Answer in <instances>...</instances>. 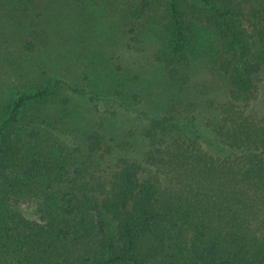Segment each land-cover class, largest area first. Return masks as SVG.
<instances>
[{
  "label": "trees",
  "instance_id": "16d2710c",
  "mask_svg": "<svg viewBox=\"0 0 264 264\" xmlns=\"http://www.w3.org/2000/svg\"><path fill=\"white\" fill-rule=\"evenodd\" d=\"M126 49L179 90L120 128L73 94L140 104ZM202 62L223 90L189 93ZM263 73L264 0H0V264H264Z\"/></svg>",
  "mask_w": 264,
  "mask_h": 264
},
{
  "label": "rangeland",
  "instance_id": "374dc122",
  "mask_svg": "<svg viewBox=\"0 0 264 264\" xmlns=\"http://www.w3.org/2000/svg\"><path fill=\"white\" fill-rule=\"evenodd\" d=\"M62 18V17H61ZM71 21L69 22L70 25ZM67 23H65L66 26ZM68 25V26H69ZM80 31L85 35V28L81 27L79 28ZM12 31V28H9L5 33H10ZM70 26L69 29L66 28L62 34H64V37L68 39L70 34ZM156 39H151L150 43L155 44ZM66 40H62V44L60 41V45L56 46L59 48V54L60 51L65 54H74L72 50H68L67 43H65ZM88 41V39H85V42ZM88 44V43H87ZM89 45H94V41H90ZM56 49V48H55ZM81 50V49H80ZM57 52L52 53V58L55 60V63L58 65V55ZM124 56L126 57V62L129 64L130 69L133 70V72L137 75H140L146 86L147 90H145L146 97L145 99L135 107L133 108H125L121 104H119L117 101L114 100H103V99H94V95H91V90L88 87L86 90H81L78 92H75L73 96H77L78 99H80L83 104L86 105L84 109V113H88V116L90 117V114L94 118V115L97 114L98 117L103 116L101 113H99L94 106L95 102L98 104L100 110L104 111L107 110L104 115L110 114L111 110H117V122L120 128L123 127H138L140 123H144L147 121V116L144 115L143 111L150 110L154 108V102L153 99L159 97L158 93H160L163 96L169 95L174 90H179V86L177 85H171L169 81L162 75L161 70L157 63L153 60L151 53H143V52H137V51H131L130 49H126L124 52ZM60 57V56H59ZM62 58H59L61 60ZM69 63V62H68ZM59 64H67V59H64L63 63L59 62ZM56 66V65H55ZM81 69H83V65H79ZM197 70L196 77L191 81V83L188 86L189 93L198 95L199 90H207L211 89L212 87H215L216 90H223L225 88V77L216 69L212 67L206 66L205 62L198 63V65L194 68ZM79 70V69H77ZM73 75V74H72ZM264 77V73L262 74ZM64 77V75H62ZM81 84L83 85L84 81L80 80ZM205 86H208L204 88ZM222 93V92H221ZM160 95V96H161ZM162 97V96H161ZM257 109L260 113V116L264 118V80L261 82L260 85V95L256 102ZM83 113V109H81ZM91 119V117H90ZM195 127H193L194 133L199 136L200 141L202 142V145L204 148L209 150L210 152L214 154L219 155H228L231 153V150L224 146L222 143H220L218 137L213 132V130L207 126L205 118L199 117L198 121L194 124ZM197 126V127H196ZM20 210L29 218L37 219V211L36 208L32 205H30L27 202H22L19 204Z\"/></svg>",
  "mask_w": 264,
  "mask_h": 264
}]
</instances>
